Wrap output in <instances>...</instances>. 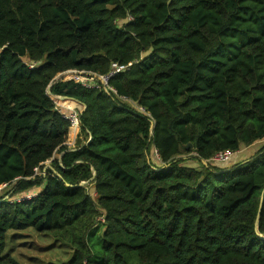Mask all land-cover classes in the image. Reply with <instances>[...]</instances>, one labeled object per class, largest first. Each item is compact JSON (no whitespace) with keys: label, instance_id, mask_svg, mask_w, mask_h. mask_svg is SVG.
I'll list each match as a JSON object with an SVG mask.
<instances>
[{"label":"trees","instance_id":"trees-1","mask_svg":"<svg viewBox=\"0 0 264 264\" xmlns=\"http://www.w3.org/2000/svg\"><path fill=\"white\" fill-rule=\"evenodd\" d=\"M112 62L116 93L55 80ZM263 189L264 0H0V264L26 228L70 246L45 264H264Z\"/></svg>","mask_w":264,"mask_h":264},{"label":"rangeland","instance_id":"rangeland-1","mask_svg":"<svg viewBox=\"0 0 264 264\" xmlns=\"http://www.w3.org/2000/svg\"><path fill=\"white\" fill-rule=\"evenodd\" d=\"M260 144L261 142H256L250 146H242L224 165H230L237 160L249 157ZM156 158L154 154L153 161L156 162ZM189 164L199 166L195 161ZM4 253L14 257L20 264L61 263L70 257L71 248L66 242L56 240L51 234L39 233L32 228H26L7 232Z\"/></svg>","mask_w":264,"mask_h":264},{"label":"built area","instance_id":"built-area-1","mask_svg":"<svg viewBox=\"0 0 264 264\" xmlns=\"http://www.w3.org/2000/svg\"><path fill=\"white\" fill-rule=\"evenodd\" d=\"M26 64L28 68L33 69L37 66L38 63L35 62H28L26 61ZM132 65V62L129 63H118V62H112L110 64V69L107 73L105 74H97L85 70H76V69H68L63 72L58 73L57 75H60L63 80H74L76 82H79L81 85L87 87V88H93V87H98L99 85L103 87V89L107 93H116L115 88L109 84V79L116 74L128 70L130 66ZM56 75V76H57ZM51 99L56 105V108L63 114V116L69 121V133L71 129H78L79 128V111L80 107L74 105V106H69L64 103V100H61L59 98V95H54V94H49ZM122 99L126 100L125 97H122ZM127 101L135 106L139 111H143V108L140 106L135 105L133 102L127 99ZM62 109H66L68 111H64ZM75 130V131H76ZM154 154L156 157H158L156 150L154 149ZM233 155V152L230 150H220L216 153H214L210 160L214 163H223L227 162L231 156ZM36 172H38V169L35 168ZM34 194L31 195H26L22 198H16V201H20L23 199H29L33 196ZM12 202V201H10ZM102 220V217H100Z\"/></svg>","mask_w":264,"mask_h":264},{"label":"water","instance_id":"water-1","mask_svg":"<svg viewBox=\"0 0 264 264\" xmlns=\"http://www.w3.org/2000/svg\"><path fill=\"white\" fill-rule=\"evenodd\" d=\"M61 78V76L60 75H57V76H55V80H57V79H60ZM47 92H48V94H51L48 90H47ZM59 98L61 99V100H72V101H75L76 103H77V105L76 106H78V107H80V113L84 110V108H85V104L84 103H82V102H80V101H78V100H76V99H74V98H69V97H66V96H59ZM191 144L190 143H188L185 147L186 148H188L189 146H190ZM74 149V148H73ZM48 162V161H47ZM47 162L45 163V166H44V170L46 169V168H51L50 167V164H47ZM203 163H205V161H203ZM82 184H84V183H80L79 185H82ZM263 191H264V189H263ZM263 193V192H262ZM261 206H262V195H261V200H260V203H259V210H258V213H257V217H256V221H255V227H256V229H257V222H258V219H259V213H260V209H261Z\"/></svg>","mask_w":264,"mask_h":264},{"label":"crops","instance_id":"crops-1","mask_svg":"<svg viewBox=\"0 0 264 264\" xmlns=\"http://www.w3.org/2000/svg\"><path fill=\"white\" fill-rule=\"evenodd\" d=\"M64 103L67 104V105H69V106H72V105H70L69 103H67V102H65V101H64ZM75 130H76V129H75ZM78 130H79V128H78L76 131H74L73 134L68 133V137H67L66 144H67V146H69V148H73V147H74V144H75V138H76V135H77ZM55 156H56V157H59L60 154H58V155L55 154Z\"/></svg>","mask_w":264,"mask_h":264}]
</instances>
